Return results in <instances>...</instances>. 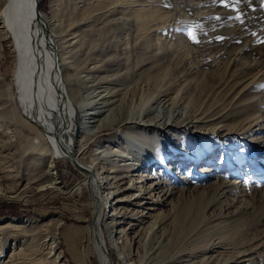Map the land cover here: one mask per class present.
I'll return each instance as SVG.
<instances>
[{
	"label": "bare ground",
	"instance_id": "obj_1",
	"mask_svg": "<svg viewBox=\"0 0 264 264\" xmlns=\"http://www.w3.org/2000/svg\"><path fill=\"white\" fill-rule=\"evenodd\" d=\"M157 3L51 0L44 12L40 0H0V59L9 39L19 82L13 92L0 73V119L19 113L41 134L45 147L31 154L49 157L43 190H63L58 156L83 176L76 190L88 189L93 209L84 264L93 255L98 264L251 263L264 243L241 234L245 210L224 214L232 207L227 194L246 179L256 194L260 181L242 175L248 162L232 164L233 152L219 163L240 171L214 167L206 140L220 149L235 135L264 132V75L251 66L208 70L203 56L214 51L191 48L179 25L165 31ZM20 142L19 135L0 140L5 172H19ZM92 145L89 161L82 159ZM256 166L264 172V164ZM21 193L0 185V199L28 196ZM32 219H0V231ZM55 224L17 233L23 245L0 264H68Z\"/></svg>",
	"mask_w": 264,
	"mask_h": 264
},
{
	"label": "rangeland",
	"instance_id": "obj_2",
	"mask_svg": "<svg viewBox=\"0 0 264 264\" xmlns=\"http://www.w3.org/2000/svg\"><path fill=\"white\" fill-rule=\"evenodd\" d=\"M40 1L41 10L48 11L51 0ZM152 1L158 2L157 6L162 8L159 16L161 15L165 21V31H175L180 27V30L189 32L187 41L191 48L197 46L204 49L205 53L214 51V55L203 56L207 58L204 60L208 61V70L213 69L215 72L223 70L231 74L236 73L241 67L251 66L253 73L261 72L264 75V0ZM198 37L202 38V42ZM10 44L9 39L4 41L5 50L0 59V73L4 75L5 82L13 88V92H16L19 84L15 75L17 57ZM260 90L264 93V87H260ZM15 117L12 121L3 119L2 122V118L0 119V140L13 143L17 141L18 135L21 137L18 146L20 157L16 164L19 172H5L1 160L2 153H0V185L10 187L13 191H22L20 195L28 196L20 201L0 199V219H34L32 223H26L28 225L26 228L22 227L18 230L6 228L0 231V249L3 247L0 261L10 260L12 250L15 248L17 252L23 245L21 241L15 240L20 237L17 233L22 236L26 229L34 225L42 229L45 228L43 225L52 227L55 223H59L56 237L64 260L68 264H84L81 254L90 245L88 228L93 223V209L88 189L76 190V185L83 176L70 159L58 156L55 169L63 190L57 191L52 188L43 190L41 185L48 180L45 172L48 169L49 157L31 154L32 151L39 152L45 147L43 138L38 131L26 125L27 123H21L22 117L19 113ZM263 133L244 140L239 138L240 135H235L231 142L225 141V148L220 149L215 141L206 140V144H211L207 145L206 152L211 153L214 167L229 175H233L234 171H240L228 165H221L222 162L219 163L222 158H227L229 153L233 152L232 164L238 161L248 162L241 171L242 175L260 181L259 191L256 194L251 192L248 179L243 180L244 185L237 190L238 193L227 194L226 202H230L232 207L224 214L225 219L236 211L245 210L241 234L255 245L264 243V172L256 166V163L264 164V154L256 155L264 148ZM84 145L81 143L79 148ZM93 147L92 145L81 155L82 159L89 161L93 155ZM172 165L177 166V163ZM192 170H187V174L194 177L196 172ZM230 179L238 181L242 178ZM259 249L260 253L255 256L253 262L243 264H264V245H260ZM91 259V264H98L94 255ZM118 264H121V261Z\"/></svg>",
	"mask_w": 264,
	"mask_h": 264
}]
</instances>
